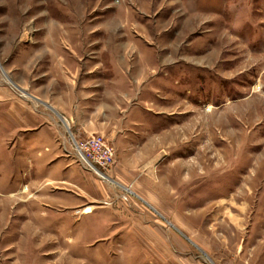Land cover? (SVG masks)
<instances>
[{"label":"rangeland","instance_id":"obj_1","mask_svg":"<svg viewBox=\"0 0 264 264\" xmlns=\"http://www.w3.org/2000/svg\"><path fill=\"white\" fill-rule=\"evenodd\" d=\"M89 49L124 162L48 103ZM0 264H264V0H0Z\"/></svg>","mask_w":264,"mask_h":264},{"label":"crops","instance_id":"obj_2","mask_svg":"<svg viewBox=\"0 0 264 264\" xmlns=\"http://www.w3.org/2000/svg\"><path fill=\"white\" fill-rule=\"evenodd\" d=\"M89 52L96 51L89 49L88 53L78 55V68L74 65L76 68L71 73L62 71L54 79L56 98L48 103L72 132L76 131L79 135L116 134L118 160L124 162V102L130 97L129 89L135 87V83L124 70V55L120 65H117L111 54H104V58L95 60L96 54ZM97 91L102 96L99 108L96 107ZM135 100L138 101V96ZM28 130L34 132L33 126ZM46 131L44 127L38 128L35 134L41 135ZM121 166L124 168V165Z\"/></svg>","mask_w":264,"mask_h":264},{"label":"built area","instance_id":"obj_3","mask_svg":"<svg viewBox=\"0 0 264 264\" xmlns=\"http://www.w3.org/2000/svg\"><path fill=\"white\" fill-rule=\"evenodd\" d=\"M87 147V145H83V149H81L80 147L76 146L74 147V150H75V153L77 155V157L80 159V161L87 167V168H90L92 169L95 173H98L101 175V170L102 168L100 167H96V165H93V159L91 158V150H89ZM105 150L108 154H106L107 156L105 157L106 159L107 158H110L112 156V150L111 148L109 147H105ZM104 152V151H103ZM95 162V161H94ZM106 162H103L101 164H105Z\"/></svg>","mask_w":264,"mask_h":264},{"label":"bare ground","instance_id":"obj_4","mask_svg":"<svg viewBox=\"0 0 264 264\" xmlns=\"http://www.w3.org/2000/svg\"><path fill=\"white\" fill-rule=\"evenodd\" d=\"M94 211V208L92 207V206H89V207H87V208H85L84 209V211H83V214H90V213H92ZM57 261H59V260H57ZM73 261V260H72ZM73 263V262H72Z\"/></svg>","mask_w":264,"mask_h":264}]
</instances>
